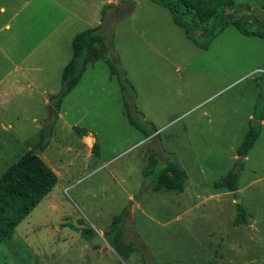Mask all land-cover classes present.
Instances as JSON below:
<instances>
[{
	"label": "rangeland",
	"instance_id": "rangeland-1",
	"mask_svg": "<svg viewBox=\"0 0 264 264\" xmlns=\"http://www.w3.org/2000/svg\"><path fill=\"white\" fill-rule=\"evenodd\" d=\"M133 1L130 10L119 8L124 15L118 13L106 32L133 96L121 91L107 54L85 67L38 152L57 181L0 243V264H143L139 251L123 258L103 236L123 208L156 263L264 264V110L254 145L243 158L236 153L264 91V39L229 24L221 31L217 26L201 48L166 7ZM238 10L264 20V0H231L226 11ZM71 37L60 30L49 38L54 53L43 62L54 71L43 84L55 92L62 63L71 57ZM9 65L0 53V70ZM49 94L0 98V174L40 139ZM123 98L156 127L155 138L127 121ZM75 127L94 137L97 153ZM154 150L160 162L170 159L185 169L184 190L147 191L135 201ZM235 163H241L235 195L216 189L213 182ZM235 201L248 213L246 223H233ZM84 227L95 232L92 238L76 229Z\"/></svg>",
	"mask_w": 264,
	"mask_h": 264
},
{
	"label": "trees",
	"instance_id": "trees-1",
	"mask_svg": "<svg viewBox=\"0 0 264 264\" xmlns=\"http://www.w3.org/2000/svg\"><path fill=\"white\" fill-rule=\"evenodd\" d=\"M133 1V0H131ZM166 7L174 24L181 27L184 34L197 46L207 48L210 38L227 25H233L239 32L246 35H255L264 39V20H260L250 13H242L240 10L227 12L226 8L231 0H153ZM129 0H121L116 4H105L100 10V22L94 27L82 29L74 34L71 39V57L64 64L60 74V88L51 94L48 100L47 119L40 132V139L35 146L19 155L0 174V243L9 237L16 225L37 205V203L52 189L57 181L54 170L38 155L48 144L47 135L60 103L64 96L77 84L81 73L88 62L103 58L106 54V62L112 74L116 75L121 91L124 93L133 86L124 78V73L119 68L118 59L112 50V44L107 40L113 24L119 20V8L128 5V10L133 8ZM134 2V1H133ZM232 7V6H230ZM242 7V6H241ZM127 10V11H128ZM105 32V33H104ZM112 55V56H111ZM264 65V64H263ZM123 75V76H122ZM123 107L127 121L139 129L145 137L155 138L156 127L145 120L143 113L136 109H129V103L123 98ZM264 110V91H259L254 105L253 115L248 127L236 148L239 157L247 155L248 150L254 145L261 130V120ZM136 115V118L134 117ZM79 136L85 135V129L74 128ZM91 151L97 153V142L94 141ZM240 164H234L226 174L213 182L216 189L232 191L235 195L238 189L237 179ZM147 181L140 184L134 200L138 201L142 193L147 191H175L182 192L185 187L187 173L183 167L173 160L166 163L160 162L154 150L150 168L146 172ZM236 213L234 224L246 223L248 213L244 207L235 201ZM125 209L111 216L108 228L103 236L108 244L123 258H127L133 251H139L143 264L156 263L152 259L146 245L137 237L131 225V220L126 223ZM75 228V227H73ZM85 239L94 235L91 228H76ZM128 232H132V235Z\"/></svg>",
	"mask_w": 264,
	"mask_h": 264
},
{
	"label": "crops",
	"instance_id": "crops-1",
	"mask_svg": "<svg viewBox=\"0 0 264 264\" xmlns=\"http://www.w3.org/2000/svg\"><path fill=\"white\" fill-rule=\"evenodd\" d=\"M119 1L0 0V39L3 43H8L13 50L10 55V50L6 52V49L0 46L2 57L10 64L6 71L0 70V98L8 94H25L32 98L34 90L49 92V96L56 93V88L48 89L43 84L49 83V70L54 71L53 65L48 66L43 62L52 58L54 53V49L49 45V38L55 37L60 30L73 37L78 31L72 33L71 30L98 25L101 7ZM83 26L85 27L82 28ZM27 41L29 44L25 43ZM28 58L33 60L27 61ZM68 60L63 61L62 67ZM45 103H48L46 98ZM81 137H84L87 145L91 144L86 141L87 137L93 142L96 141L90 133Z\"/></svg>",
	"mask_w": 264,
	"mask_h": 264
},
{
	"label": "bare ground",
	"instance_id": "bare-ground-1",
	"mask_svg": "<svg viewBox=\"0 0 264 264\" xmlns=\"http://www.w3.org/2000/svg\"><path fill=\"white\" fill-rule=\"evenodd\" d=\"M86 141L90 144L91 143V139L90 138H86Z\"/></svg>",
	"mask_w": 264,
	"mask_h": 264
},
{
	"label": "water",
	"instance_id": "water-1",
	"mask_svg": "<svg viewBox=\"0 0 264 264\" xmlns=\"http://www.w3.org/2000/svg\"><path fill=\"white\" fill-rule=\"evenodd\" d=\"M217 29H219V27H217V28H216V30H217ZM241 158H243V157H241ZM108 246H109V245H108ZM104 248L106 249V248H107V246H104Z\"/></svg>",
	"mask_w": 264,
	"mask_h": 264
}]
</instances>
